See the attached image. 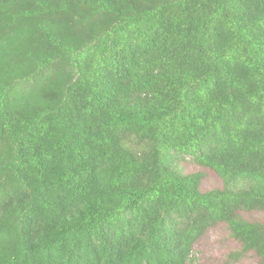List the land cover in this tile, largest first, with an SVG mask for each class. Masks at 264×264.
<instances>
[{
  "label": "trees",
  "instance_id": "16d2710c",
  "mask_svg": "<svg viewBox=\"0 0 264 264\" xmlns=\"http://www.w3.org/2000/svg\"><path fill=\"white\" fill-rule=\"evenodd\" d=\"M242 212H264V0H0V264H200L220 223L264 264Z\"/></svg>",
  "mask_w": 264,
  "mask_h": 264
},
{
  "label": "rangeland",
  "instance_id": "374dc122",
  "mask_svg": "<svg viewBox=\"0 0 264 264\" xmlns=\"http://www.w3.org/2000/svg\"><path fill=\"white\" fill-rule=\"evenodd\" d=\"M184 173H202L200 188L202 191L221 188L222 179L212 169L200 166L191 159L182 163ZM241 215L249 221L264 222V212H242ZM240 244L230 236L227 225L220 223L210 228L194 245V254L200 264H262L253 252L235 259L233 254L240 251Z\"/></svg>",
  "mask_w": 264,
  "mask_h": 264
}]
</instances>
